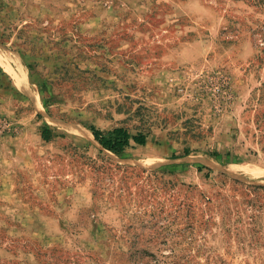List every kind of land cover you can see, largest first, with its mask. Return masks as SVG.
<instances>
[{"label": "rangeland", "instance_id": "1", "mask_svg": "<svg viewBox=\"0 0 264 264\" xmlns=\"http://www.w3.org/2000/svg\"><path fill=\"white\" fill-rule=\"evenodd\" d=\"M0 120V264H264V0H0Z\"/></svg>", "mask_w": 264, "mask_h": 264}, {"label": "trees", "instance_id": "2", "mask_svg": "<svg viewBox=\"0 0 264 264\" xmlns=\"http://www.w3.org/2000/svg\"><path fill=\"white\" fill-rule=\"evenodd\" d=\"M3 125L8 126L9 123L6 120H0V131ZM87 128L91 132L94 140L98 142L102 148L117 156L123 155L132 144L136 146H146L147 144V136L145 134H130L129 131L123 127H116L108 131H103L94 125H89ZM5 132V130L2 131V133ZM41 136L46 142H50L53 138L52 129L45 126L42 129ZM213 157L215 159L219 158L217 154H214ZM202 170V166H198V171L201 172Z\"/></svg>", "mask_w": 264, "mask_h": 264}, {"label": "bare ground", "instance_id": "3", "mask_svg": "<svg viewBox=\"0 0 264 264\" xmlns=\"http://www.w3.org/2000/svg\"><path fill=\"white\" fill-rule=\"evenodd\" d=\"M20 79V78H19ZM24 83V82H23ZM29 93V92H28ZM33 95V94H32ZM34 96V95H33Z\"/></svg>", "mask_w": 264, "mask_h": 264}]
</instances>
